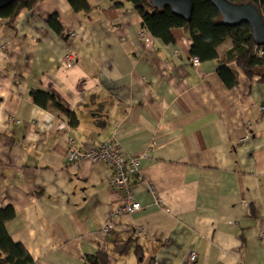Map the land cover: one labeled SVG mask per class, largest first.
<instances>
[{
    "label": "crops",
    "instance_id": "1",
    "mask_svg": "<svg viewBox=\"0 0 264 264\" xmlns=\"http://www.w3.org/2000/svg\"><path fill=\"white\" fill-rule=\"evenodd\" d=\"M89 2V15L40 0L14 28L0 18V209L16 212L12 239L38 264H84L98 248L112 264H264V83L231 64L239 83L228 88L218 63L193 65L182 29L173 44H146L130 4ZM34 90L56 93L79 125L36 106ZM109 141L146 156L132 215L108 164L68 161L71 142L88 151ZM121 242L132 243L125 254Z\"/></svg>",
    "mask_w": 264,
    "mask_h": 264
},
{
    "label": "trees",
    "instance_id": "2",
    "mask_svg": "<svg viewBox=\"0 0 264 264\" xmlns=\"http://www.w3.org/2000/svg\"><path fill=\"white\" fill-rule=\"evenodd\" d=\"M40 0H17L14 4L0 11V18L11 28L15 27L20 13L24 10H34ZM111 9H122L130 4L140 15L141 30L163 42L173 44L174 29H182L192 41L190 55L200 62L214 61L219 64L218 75L228 88H234L239 83L237 72L248 80L260 79L264 83V46H259L250 24L243 23L230 27L223 23L218 8L209 0H193V12L189 20L175 15L170 8L159 9L150 0H109ZM241 5L253 4L261 12L264 19V0H227ZM75 13L90 14L92 6L89 0H68ZM48 24L61 37H64V27L58 15H53ZM230 41V49L220 52L219 48ZM261 52L263 54L261 55ZM235 64L236 71L230 65ZM32 99L36 106L51 113L58 114L70 126L77 127L79 119L68 105L54 92L34 90ZM72 146V144H71ZM81 153L86 150L79 149ZM138 173L129 177L128 188ZM16 218L13 206L0 209V264H38L27 249L15 242L8 232L7 225ZM132 243L115 244L117 251L127 253ZM110 251L98 248L92 256H86L84 264H112Z\"/></svg>",
    "mask_w": 264,
    "mask_h": 264
},
{
    "label": "built area",
    "instance_id": "3",
    "mask_svg": "<svg viewBox=\"0 0 264 264\" xmlns=\"http://www.w3.org/2000/svg\"><path fill=\"white\" fill-rule=\"evenodd\" d=\"M71 36L75 38L77 37V34L73 33ZM140 37L142 40L145 41L146 44L151 43L152 36L150 35L149 32L141 31ZM262 54L263 52H261V55ZM76 59H77V55L74 50L69 51L64 55V62L66 64L74 63L76 62ZM192 62L194 66L200 64L198 58H193ZM261 110L264 111V107H261ZM72 143L73 142H71V144ZM68 154H69L68 161L70 163L71 162L80 163L84 160H90L96 163L100 160L106 164H109L114 172L113 183L120 189H124V188L128 189V185L130 182L129 175H131L132 173L134 174V170H138L139 168L138 161L136 159L127 158L126 156L122 155L117 148L112 147L110 145H108L107 149L102 153H98L96 152V150L94 151L88 150L85 153H81L78 149L71 146ZM113 160H115L114 162V165L116 166L115 168H113V166L110 164V162ZM136 173H138V171ZM127 189L125 190L127 191ZM129 197L130 196L128 193L127 199L122 207V212L124 214L132 215L136 212L141 211L142 210L141 205L138 203H132ZM156 204L157 205L160 204L158 198H156ZM195 259H196V254L192 252L189 257V263L194 262Z\"/></svg>",
    "mask_w": 264,
    "mask_h": 264
},
{
    "label": "water",
    "instance_id": "4",
    "mask_svg": "<svg viewBox=\"0 0 264 264\" xmlns=\"http://www.w3.org/2000/svg\"><path fill=\"white\" fill-rule=\"evenodd\" d=\"M17 0H0V11L14 4ZM220 11L223 23L237 27L247 23L251 25L254 37L259 46H264V19L260 10L253 4L235 5L227 0H209ZM159 9L170 8L172 12L189 20L193 12V0H150Z\"/></svg>",
    "mask_w": 264,
    "mask_h": 264
},
{
    "label": "bare ground",
    "instance_id": "5",
    "mask_svg": "<svg viewBox=\"0 0 264 264\" xmlns=\"http://www.w3.org/2000/svg\"><path fill=\"white\" fill-rule=\"evenodd\" d=\"M145 42V41H144ZM193 59V58H192ZM200 62V61H199ZM108 145H110V146H112V147H115V148H117L119 151H120V153L122 154V155H124V156H126L127 158H134V159H136L137 161H138V165H139V168H140V164H141V161L143 160V159H145V155H141V156H139V157H133V156H128V155H126V154H124L120 149H119V147H118V145L115 143V142H113V141H109V142H106V143H102L99 147H97V148H95V149H92V151H94V150H96V152H98V153H102V152H104L106 149H107V147H108ZM104 146V147H103ZM101 162H103V161H98L97 163H101ZM114 162H115V160H113V161H111L110 162V164L113 166V168H115L116 166L114 165ZM109 165V164H108ZM109 167L112 169V167L109 165ZM139 168H138V170H134V173H136L137 171L139 172ZM113 170V169H112ZM131 175H133V173L131 174ZM129 177H130V175H129ZM125 189H127V188H124V189H122V190H125ZM127 192L129 193V192H131V190H130V187L127 189ZM154 192V191H153ZM155 193V192H154ZM130 201L132 202V203H138V204H140L139 202H136V201H133L132 200V195H130ZM141 205V204H140ZM142 207V206H141Z\"/></svg>",
    "mask_w": 264,
    "mask_h": 264
},
{
    "label": "rangeland",
    "instance_id": "6",
    "mask_svg": "<svg viewBox=\"0 0 264 264\" xmlns=\"http://www.w3.org/2000/svg\"><path fill=\"white\" fill-rule=\"evenodd\" d=\"M3 48H4V49H6V47H5V46H4ZM76 61H77V59H76ZM74 63H76V62H74ZM122 259H125V257H123Z\"/></svg>",
    "mask_w": 264,
    "mask_h": 264
}]
</instances>
